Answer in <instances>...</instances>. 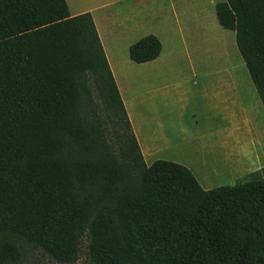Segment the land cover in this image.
Listing matches in <instances>:
<instances>
[{"label":"trees","instance_id":"1","mask_svg":"<svg viewBox=\"0 0 264 264\" xmlns=\"http://www.w3.org/2000/svg\"><path fill=\"white\" fill-rule=\"evenodd\" d=\"M264 109V0L215 4ZM147 34L129 46L155 59ZM112 136H106V126ZM264 264V166L203 189L184 165H146L89 12L0 0V264L24 250L71 264Z\"/></svg>","mask_w":264,"mask_h":264},{"label":"crops","instance_id":"2","mask_svg":"<svg viewBox=\"0 0 264 264\" xmlns=\"http://www.w3.org/2000/svg\"><path fill=\"white\" fill-rule=\"evenodd\" d=\"M219 1L223 0H113L72 13L66 0L71 15L89 12L92 16L144 163L166 160L184 165L203 189L210 188L195 174L205 168L206 141L215 136L214 142L220 147L219 142H226L234 133L238 136L244 125L242 108L240 113L230 110L227 96L213 102L217 93L213 95L207 84L197 86L198 72L189 54L190 47L200 48L211 45L213 38L223 39L213 18ZM120 3L125 5L107 10ZM147 34L159 39L161 52L151 61L136 63L129 57V46ZM206 59L198 57L197 61ZM179 62L191 63L192 77L181 70ZM217 74L220 87L229 81L234 86L230 74ZM199 97L207 100L209 119L215 120V127L190 126L192 114L204 113L196 102Z\"/></svg>","mask_w":264,"mask_h":264},{"label":"rangeland","instance_id":"3","mask_svg":"<svg viewBox=\"0 0 264 264\" xmlns=\"http://www.w3.org/2000/svg\"><path fill=\"white\" fill-rule=\"evenodd\" d=\"M69 9L72 13L80 12L83 9L92 8L101 3H109L113 0H68ZM111 4V3H110ZM109 5V4H108ZM125 3H120L107 8L114 9L123 7ZM214 22L218 24L214 13ZM220 32H223L221 41L213 38L208 45L195 48H189V54L195 61L192 63L198 72L197 86L204 83L208 85V89L212 90L213 102L220 97L227 96L228 106L230 110H238L241 108L244 111V125L240 126L238 136L236 133L229 135L226 142L224 140L217 144L216 137L211 136L212 140L206 141V148L203 154L205 168L197 170L196 177L204 182L209 188H214L223 185H232L236 182L244 180L247 176L264 166V109L258 98L256 90L251 82V79L246 71L243 60L241 59L236 44L234 32L223 29L217 25ZM220 26V27H219ZM177 49V48H175ZM185 57L184 53L183 56ZM206 59L205 62H198L197 58ZM184 61V60H183ZM190 64L180 63L181 70L188 77H192L193 71ZM186 69L184 66H186ZM230 74L233 78L234 86L230 84L220 87L221 77L217 72ZM182 74L183 77H186ZM202 74V78H200ZM178 79V78H175ZM180 81L183 79L180 77ZM217 85V86H216ZM217 87V88H216ZM183 88V84L181 88ZM215 91V93H214ZM203 109V114H192L190 117V126L197 129H208L215 127V120L209 119V108L207 100H202L200 97L196 100ZM210 105L212 101L210 100ZM202 116V117H201ZM220 122V121H218ZM106 136L109 139L112 136V127L107 124ZM209 136H207L208 138ZM238 139V141H236ZM196 173V170H195ZM88 237L84 235L79 245L78 258L71 264H91L87 255ZM1 264H61L53 261L40 250L31 249L24 250L22 257L16 262H8Z\"/></svg>","mask_w":264,"mask_h":264}]
</instances>
